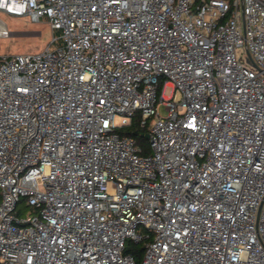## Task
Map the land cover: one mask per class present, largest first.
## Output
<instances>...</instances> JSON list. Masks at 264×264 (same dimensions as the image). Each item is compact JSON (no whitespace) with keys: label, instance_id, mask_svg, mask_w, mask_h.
<instances>
[{"label":"built area","instance_id":"1","mask_svg":"<svg viewBox=\"0 0 264 264\" xmlns=\"http://www.w3.org/2000/svg\"><path fill=\"white\" fill-rule=\"evenodd\" d=\"M0 10L59 32L0 55V264H264V0Z\"/></svg>","mask_w":264,"mask_h":264},{"label":"rangeland","instance_id":"2","mask_svg":"<svg viewBox=\"0 0 264 264\" xmlns=\"http://www.w3.org/2000/svg\"><path fill=\"white\" fill-rule=\"evenodd\" d=\"M0 26H6L8 32L5 36H0V55L29 53L42 49L49 41L51 34L57 35V30L52 31L48 22L41 19L39 22H32L27 16H13L0 10ZM172 94L170 87L164 89V96ZM160 112L164 109L160 106ZM121 117L114 116V122L118 124ZM29 209L22 207L21 213H26Z\"/></svg>","mask_w":264,"mask_h":264},{"label":"trees","instance_id":"3","mask_svg":"<svg viewBox=\"0 0 264 264\" xmlns=\"http://www.w3.org/2000/svg\"><path fill=\"white\" fill-rule=\"evenodd\" d=\"M135 130L137 131V134L133 135L132 133ZM146 131L147 128H140L139 125H137L136 121L134 120H132L129 123V126L120 129V133L127 135L132 134L135 137L136 142H138L141 146H143L145 151H147L148 149V141L144 138V134L146 133ZM126 242L127 244L125 246L124 252L131 254L133 258L136 260V263L140 264L142 260L141 257L145 250V242L144 241L134 242L131 240H127Z\"/></svg>","mask_w":264,"mask_h":264},{"label":"water","instance_id":"4","mask_svg":"<svg viewBox=\"0 0 264 264\" xmlns=\"http://www.w3.org/2000/svg\"><path fill=\"white\" fill-rule=\"evenodd\" d=\"M248 60H249V59H248ZM132 134H133V135H136V134H137V131H134ZM147 137H148V133L144 134V138L147 139Z\"/></svg>","mask_w":264,"mask_h":264}]
</instances>
